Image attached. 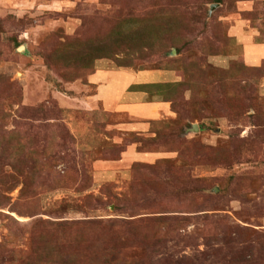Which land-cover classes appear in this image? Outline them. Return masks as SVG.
I'll return each instance as SVG.
<instances>
[{"label":"rangeland","instance_id":"374dc122","mask_svg":"<svg viewBox=\"0 0 264 264\" xmlns=\"http://www.w3.org/2000/svg\"><path fill=\"white\" fill-rule=\"evenodd\" d=\"M215 1L0 0V264H264V0Z\"/></svg>","mask_w":264,"mask_h":264},{"label":"crops","instance_id":"0c3cea01","mask_svg":"<svg viewBox=\"0 0 264 264\" xmlns=\"http://www.w3.org/2000/svg\"><path fill=\"white\" fill-rule=\"evenodd\" d=\"M144 73H148V72H144ZM157 75L158 74H156L155 77H158ZM168 75H169L168 78L166 80H164V81H169V82H166V83H172V82L174 83V82H176V79H175L176 76L175 75L174 76H172V74H168ZM139 76H137V77H139ZM94 77H96V75L92 76L91 81L92 80L93 81L91 83H93V84L95 83L97 85V82L94 81ZM120 77L121 78H119V79L117 77V80H115V79L112 80L111 79L109 86L102 85V84L98 83V85H99L98 86L99 94H98L97 97H99V101H101L105 106H109L110 109H113V111H117V112L122 111L123 113H128V114L130 113L132 117L145 119V120L149 119L148 117L154 118V119L159 117V115H158V113L160 111L159 109L164 108V110H170L171 107H170V104L168 102H163V103L155 102V103H152V105L148 104L147 108H146L147 112H146V114H143V113L140 112V110L142 109L143 105H132V103H125V102L122 103L121 99H124L125 97H127V95H129L128 96L129 98H131V96H133L134 99H135V97H139V95L142 96L143 93L140 92L142 94H139V93H136V94H131V93L123 94V92L125 91L127 86L124 87L125 81H124L123 75L120 76ZM142 77H144V76L141 75L139 77V80H141ZM148 77H150V76H148ZM145 79L148 80V81H151V79H148L146 77L144 78V80ZM144 80H141V81L143 82ZM142 82L139 83L138 86L142 85V84H155V83H149V82H147V83H142ZM158 83H160V82H158ZM122 95H124V97H122ZM119 97L120 98L122 97V98L119 100L118 99ZM134 99L131 100V102H133ZM146 104H147V102H146ZM156 108L159 111L156 112ZM122 112H119V113H122Z\"/></svg>","mask_w":264,"mask_h":264},{"label":"water","instance_id":"95a60500","mask_svg":"<svg viewBox=\"0 0 264 264\" xmlns=\"http://www.w3.org/2000/svg\"><path fill=\"white\" fill-rule=\"evenodd\" d=\"M215 7H218V6L214 5V6L212 7V9H214ZM24 49H25L24 47H21V48L19 49V52H21V53L24 52ZM176 54H177V52L174 51L172 55H176ZM193 132H195V131H193Z\"/></svg>","mask_w":264,"mask_h":264},{"label":"trees","instance_id":"16d2710c","mask_svg":"<svg viewBox=\"0 0 264 264\" xmlns=\"http://www.w3.org/2000/svg\"><path fill=\"white\" fill-rule=\"evenodd\" d=\"M215 2H217V3H220L221 2V0H216ZM158 87V86H157ZM200 129H202L201 127H200Z\"/></svg>","mask_w":264,"mask_h":264}]
</instances>
